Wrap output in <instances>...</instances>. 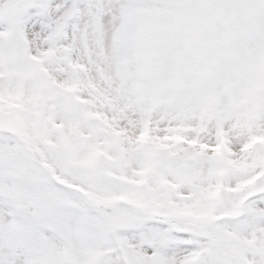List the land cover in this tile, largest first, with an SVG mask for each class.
<instances>
[{
    "label": "snow or ice",
    "instance_id": "obj_1",
    "mask_svg": "<svg viewBox=\"0 0 264 264\" xmlns=\"http://www.w3.org/2000/svg\"><path fill=\"white\" fill-rule=\"evenodd\" d=\"M0 264H264V0H0Z\"/></svg>",
    "mask_w": 264,
    "mask_h": 264
}]
</instances>
